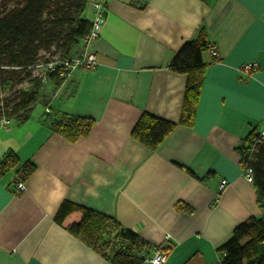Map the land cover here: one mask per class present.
I'll return each instance as SVG.
<instances>
[{"label": "crops", "instance_id": "obj_1", "mask_svg": "<svg viewBox=\"0 0 264 264\" xmlns=\"http://www.w3.org/2000/svg\"><path fill=\"white\" fill-rule=\"evenodd\" d=\"M97 1L87 0L83 18L93 20ZM105 8L96 68L47 83L27 121L0 122V166L10 153L18 163L0 176V264H111L55 221L64 201L114 218L153 247L148 257L167 252L164 264H219L234 230L263 216L240 149L264 127V0H106ZM201 28L218 57L210 46L202 54L195 123L150 149L132 131L144 113L179 122L187 76L169 64ZM250 62L258 70L246 78L239 69ZM61 113L93 119L89 135L70 142L53 133L45 121ZM27 162L36 169L22 180Z\"/></svg>", "mask_w": 264, "mask_h": 264}, {"label": "trees", "instance_id": "obj_2", "mask_svg": "<svg viewBox=\"0 0 264 264\" xmlns=\"http://www.w3.org/2000/svg\"><path fill=\"white\" fill-rule=\"evenodd\" d=\"M86 5L87 0H24L21 5L0 14V93L30 83L28 89L17 90L2 102L0 120L6 114L8 117L4 118L15 116L19 122L27 121L46 84L58 87L64 82L57 72H48L45 79L36 77L34 67L52 56L77 55L82 39L92 27V21L83 18ZM209 46L205 29L201 28L170 61L172 72L187 76L179 122L144 113L132 131L133 139L155 149L177 125H194L207 67L202 54ZM45 123L53 133L76 142L89 135L94 121L61 113L58 119L48 118ZM245 146L240 149L242 160ZM17 164L16 157L8 154L0 166V176ZM252 167V184L263 216L252 217L234 230L231 238L218 248L222 254L219 264H264V143L255 153ZM35 169L33 163L27 162L18 174L25 180ZM178 209L191 212L185 205H178ZM76 214L78 217H71ZM55 221L111 264H144L153 250L136 232L114 218L69 201L62 202Z\"/></svg>", "mask_w": 264, "mask_h": 264}, {"label": "built area", "instance_id": "obj_3", "mask_svg": "<svg viewBox=\"0 0 264 264\" xmlns=\"http://www.w3.org/2000/svg\"><path fill=\"white\" fill-rule=\"evenodd\" d=\"M106 0H99L93 3L94 17L92 20V27L89 33L81 41V51L77 55L71 58H59L52 56L48 61H42L34 67V75L39 78L45 79L48 72H57L58 75L63 78L64 82L69 80L75 70L79 68H85L87 70L95 69L97 66L96 55L93 51V42L99 36V30L104 22L106 11ZM211 55L217 59L218 54L214 46H210ZM47 58L49 55H46ZM258 70V64L255 62L243 64L239 72L246 78L252 77ZM1 124L6 125L9 123V119L2 118ZM264 143V127L255 132L250 141L246 144V153L242 160V174L243 177L249 182L253 183V167L252 163L254 155L258 148ZM17 191H26L25 182L18 180L15 183ZM226 188V184L222 183L219 186V191H223ZM168 253L157 249L152 257H147L145 260L151 264H164L167 261Z\"/></svg>", "mask_w": 264, "mask_h": 264}, {"label": "rangeland", "instance_id": "obj_4", "mask_svg": "<svg viewBox=\"0 0 264 264\" xmlns=\"http://www.w3.org/2000/svg\"><path fill=\"white\" fill-rule=\"evenodd\" d=\"M24 2V0H0V14L3 12V11H7V10H10L14 7H17L19 5H21L22 3ZM28 87H30V83L28 82H25L21 85H19L18 87H15V89L11 92H2L0 93V106L2 105V102H4V100L8 97H10L15 91L17 90H22V89H28ZM38 105H41L40 103L37 104ZM38 108V107H37ZM10 111V110H8ZM4 117H8L6 114L5 115H2V118ZM9 118H13L15 119V116H9Z\"/></svg>", "mask_w": 264, "mask_h": 264}]
</instances>
